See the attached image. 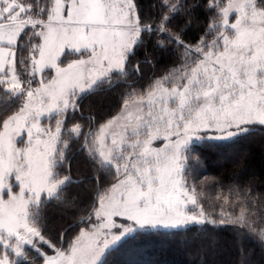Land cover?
Wrapping results in <instances>:
<instances>
[{"label":"snow or ice","instance_id":"snow-or-ice-1","mask_svg":"<svg viewBox=\"0 0 264 264\" xmlns=\"http://www.w3.org/2000/svg\"><path fill=\"white\" fill-rule=\"evenodd\" d=\"M153 7L156 15L138 0H0V91L9 105L0 112V264H105L121 241L161 229L231 228L264 245L255 178L218 195V212L200 202L205 182L218 178L188 179L195 145L233 144L264 127V0ZM159 53L173 63L137 87L141 64L154 67ZM120 85L127 91L115 114L81 112L84 98ZM77 113L85 123L67 127ZM73 141L94 166L87 178L72 175ZM89 180L82 203L68 189ZM49 205L86 208L87 227L72 236L78 225L50 229Z\"/></svg>","mask_w":264,"mask_h":264},{"label":"trees","instance_id":"trees-1","mask_svg":"<svg viewBox=\"0 0 264 264\" xmlns=\"http://www.w3.org/2000/svg\"><path fill=\"white\" fill-rule=\"evenodd\" d=\"M138 4L149 15H156L158 11L153 7L154 4H158V0H138ZM200 20L207 22L204 13L200 14ZM202 28L203 25L200 26L201 34ZM187 39L189 43H195L197 31H189ZM68 56L71 57L66 54L63 59ZM141 59L142 54L137 53L133 63ZM172 63V58L164 53H159L153 58L154 67L142 63L143 79L136 86L145 87L150 77L164 74L166 66ZM124 91H127L124 85L96 91L81 101V112L86 116L91 114L97 120L104 115L115 114L120 105L121 93ZM8 106L6 103L1 104L0 112ZM12 108L14 110V105ZM71 120V124L67 123V125L76 122L85 123L80 119L79 113ZM231 149H237L241 156L223 159V156ZM193 155L199 159L198 162L189 161L191 165L189 182L198 184L205 177H216L219 180V184L205 182L203 186V198L200 202L207 210L213 211L214 205L215 211L220 210L217 196L226 194L231 184L243 187L249 180L255 178L256 184L252 195L258 196L264 193V127L256 126L247 137L233 144L198 143L194 146ZM67 158L74 178H87L95 171L94 166L85 158L79 149V144L75 141L72 143L71 151L67 153ZM251 172L256 175L250 176ZM107 184L108 181H105V186ZM92 187L93 184L89 180L85 185H72L68 191L75 193L83 203L89 199ZM256 203L257 207L261 206V201L257 200ZM47 214L52 218L49 220L50 229L66 227L70 223L78 225L68 233L70 236L84 225L80 223V218L87 214V209L66 210L61 213L55 205H49ZM163 243L167 244L164 248H162ZM241 248L247 264H264V245L247 234L237 236L231 228L209 231L192 227L191 230L178 231L175 234L173 230L161 229L148 234L137 233L121 241L106 254L105 264H127L126 262L132 258L142 257H148L153 264H239ZM173 251L176 252V259L171 257ZM190 258H193L191 263L188 261Z\"/></svg>","mask_w":264,"mask_h":264},{"label":"rangeland","instance_id":"rangeland-1","mask_svg":"<svg viewBox=\"0 0 264 264\" xmlns=\"http://www.w3.org/2000/svg\"><path fill=\"white\" fill-rule=\"evenodd\" d=\"M28 2H31L30 0H28ZM231 19V18H230ZM75 58H77L76 56H74V55H71V57H67L66 59H63V57H62V60H70V59H75ZM5 95H4V93H3V91H0V106H1V104H5ZM48 121H46V120H43L42 119V121H41V123L42 124H44V123H47ZM70 122H72V120L70 119L69 121H68V123L69 124H71ZM81 123V122H80ZM67 127H71V125H67ZM162 144H163V141H156V142H154V147H161L162 146ZM241 156V154H240V152L237 150V149H231V150H229L224 156H223V159H226V158H230V159H233L235 156L236 157H238V156ZM190 164V163H189ZM250 176H255L256 174L254 173V172H251L250 174H249ZM15 190V189H14ZM81 227H87V225L86 224H84L83 226H81ZM80 228V227H79ZM79 228L78 229H76L70 236H72V235H75L76 233H78V231H79ZM167 246V244L166 243H163L162 244V248H164V247H166ZM49 254H51V253H49ZM172 258L174 259L176 256H175V254H176V252L175 251H173L172 252ZM176 259V258H175ZM192 259L193 258H190L188 261L191 263L192 262ZM127 264H153L152 263V260L151 259H149L148 257H142V258H132L130 261H128V262H126Z\"/></svg>","mask_w":264,"mask_h":264}]
</instances>
